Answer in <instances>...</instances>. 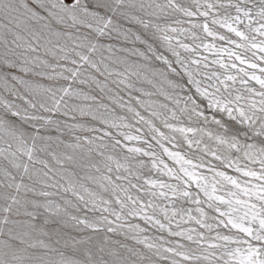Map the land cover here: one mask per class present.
<instances>
[{"label":"snow or ice","instance_id":"obj_1","mask_svg":"<svg viewBox=\"0 0 264 264\" xmlns=\"http://www.w3.org/2000/svg\"><path fill=\"white\" fill-rule=\"evenodd\" d=\"M0 264H264V0H0Z\"/></svg>","mask_w":264,"mask_h":264}]
</instances>
